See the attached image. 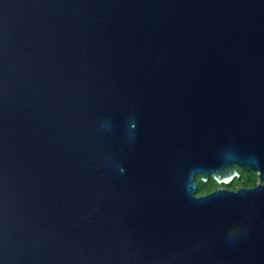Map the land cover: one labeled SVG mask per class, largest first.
Wrapping results in <instances>:
<instances>
[{"label": "water", "instance_id": "1", "mask_svg": "<svg viewBox=\"0 0 264 264\" xmlns=\"http://www.w3.org/2000/svg\"><path fill=\"white\" fill-rule=\"evenodd\" d=\"M264 0H0V264H264Z\"/></svg>", "mask_w": 264, "mask_h": 264}, {"label": "trees", "instance_id": "2", "mask_svg": "<svg viewBox=\"0 0 264 264\" xmlns=\"http://www.w3.org/2000/svg\"><path fill=\"white\" fill-rule=\"evenodd\" d=\"M241 174L239 177L235 178L231 183H229L230 187H234L237 181L245 184V185H254L256 184V180L258 178L257 172L255 170L246 171L240 168ZM196 181L198 182V194H204L206 192H210L218 185L215 179L211 176L208 181H203L200 175L197 176Z\"/></svg>", "mask_w": 264, "mask_h": 264}, {"label": "flooded vegetation", "instance_id": "3", "mask_svg": "<svg viewBox=\"0 0 264 264\" xmlns=\"http://www.w3.org/2000/svg\"><path fill=\"white\" fill-rule=\"evenodd\" d=\"M239 171H240V168H239ZM255 171H256V170H255ZM256 172H257V175H258V178H257V180H256V184L259 183V182H261V181L263 182L264 180H261V179L259 178L258 171H256ZM240 174H241V171H240ZM210 177H211V176H210ZM209 179H210V178H209ZM258 179H259V180H258ZM257 181H258V182H257ZM230 183H231V182H230ZM256 184H254V185H250V186H255ZM243 185H245V184H243ZM227 186H228L229 189H236V188L238 187L237 185H235L234 187H230V186H229V183H227ZM239 186H240V185H239ZM247 186H248V185H247ZM214 189H216V188H214ZM214 189H213V190H214ZM211 191H212V190H211ZM206 193H207V192H206Z\"/></svg>", "mask_w": 264, "mask_h": 264}, {"label": "rangeland", "instance_id": "4", "mask_svg": "<svg viewBox=\"0 0 264 264\" xmlns=\"http://www.w3.org/2000/svg\"><path fill=\"white\" fill-rule=\"evenodd\" d=\"M258 180H259V179H258ZM257 182H258V181H257ZM236 185H237V186H239V185H243V183L237 181ZM221 186L228 187L227 184H224V185L218 184L217 186H215V188H218V187H221Z\"/></svg>", "mask_w": 264, "mask_h": 264}]
</instances>
